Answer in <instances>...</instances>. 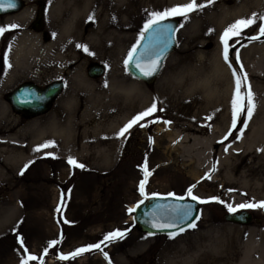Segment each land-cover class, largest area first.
Returning a JSON list of instances; mask_svg holds the SVG:
<instances>
[{
    "label": "rangeland",
    "instance_id": "obj_1",
    "mask_svg": "<svg viewBox=\"0 0 264 264\" xmlns=\"http://www.w3.org/2000/svg\"><path fill=\"white\" fill-rule=\"evenodd\" d=\"M214 3L219 2L216 0ZM254 3L257 7L263 6L264 10V0H254ZM178 5L184 3L180 2L171 7L167 6V3L150 4L140 9L137 5L135 18L130 20L129 17L125 21L128 28L124 33L128 35V40L123 43L119 52L115 45L104 48L99 44L94 47L87 39V34L79 39L59 37L58 12L47 21L44 30L55 38L56 44L40 51L38 42L31 40L27 53L34 65L31 77L42 83L61 79L65 81L66 86L49 112L33 118L28 123L39 120L37 125L45 127L52 113L62 114L68 111V108L60 104L62 98L66 95L77 96V104L71 108L75 123V153L66 154L59 147L56 150L69 157L86 158L84 162L87 165L83 164L84 168L65 163L60 176L66 183L69 182L71 173H74V178L86 177L89 183L84 187H88L91 193L83 192L88 190L83 189L84 184L74 185L73 187L81 188V192L77 191L74 196L64 195L68 205L66 210L59 206L57 221H53L57 208L49 209L44 201L42 202V199L52 202L51 192L47 197L41 193L30 196L31 200L28 202L32 201V205L29 208V203L25 202L28 196L15 192L0 193V211L11 206L18 207L20 211L19 216L9 224L6 223L0 230V264H23L29 255L36 256L37 260H29L28 264H165L172 250L208 234L210 228L215 225L257 226L264 229V207H237L240 204H259L258 196L253 197L254 194L246 190L244 171L247 174L252 172L258 182L264 184V129L261 128L264 123V97L259 96L262 94L261 84H264V80L254 77L250 79L244 74L246 57L250 53L257 54L260 47H264V35L259 33V26L264 23L260 19L261 15L255 16L256 22L243 29L239 36L228 40L230 72L235 71L241 78L242 94L246 93L250 86L253 95L255 108L251 119L247 121V127L244 126L245 112L238 115L235 129L232 128V119L228 124L222 104L227 102H224V94L231 73H218L211 57L220 49L215 40L219 28L225 32L235 21L254 16L227 20L228 23L222 27L219 22H213L209 16L199 14L197 10L189 12L186 17L169 16L181 19L177 33L178 44L166 59L163 70L154 83L146 84L139 80L150 98L138 106L133 101L127 102L119 97L120 94L115 90L130 85L132 80H138L127 71L125 61L128 60L129 52H132L139 42L145 25L152 19L151 14ZM100 7L99 5L97 8ZM106 13L104 8L96 9L91 14H83L78 21L81 27L87 21L89 26L93 27L98 18H103ZM10 18L0 17V26H9ZM250 37L259 38L249 39ZM0 44V55L9 53L8 35H0ZM58 49H62L65 57L58 54ZM92 63H100L105 67L102 77L92 78L88 75V68ZM257 64L259 65L258 62ZM245 75L246 80L243 79ZM22 78L14 76L9 79V82H12L9 88ZM84 78L88 81L83 80ZM89 82L99 88L101 96L107 95V99L96 96L88 99ZM153 103L156 104V110L151 115L139 120L123 136L119 135L122 128ZM120 107L132 109L134 114L114 132L106 130L99 133L101 146L94 147L92 137L96 134L90 131L105 110ZM25 123L24 120L21 122L18 115L7 113L0 103L1 136L4 137L3 133H14L15 129L28 124ZM249 123H254L257 131L252 140L244 142L250 133ZM21 124L23 126H20ZM142 124L145 126L141 127ZM21 131L15 138L7 136V141L12 143L14 140H25L29 143L35 131ZM85 133L90 134L89 139L86 137L90 148L81 145ZM114 134L115 139L119 141L117 149L111 146ZM56 135L53 131H47L40 142L34 145L50 142L49 147H53ZM104 148H107L108 152H117L113 164H105L102 160ZM145 164L151 175L147 177L145 195L142 196L139 185L145 178ZM8 171L11 172L10 169ZM45 171H50V163L45 167ZM84 171L89 175H84ZM2 179L3 177L0 178V183L6 181L5 185L10 187L13 180ZM193 185V195L200 200L210 201L200 203V215L194 228L188 227L176 232L174 238H170L169 234L144 232L130 218L134 211L128 210L133 209V204H140L152 195L170 196V193L173 194L171 196L190 198L187 190ZM255 187L259 189L260 185ZM226 205L237 208L235 212L248 210L253 215L252 222L249 225H241L227 221L225 215L230 212ZM116 230L126 232V235L101 244L102 250L92 248L72 257L71 254L77 249L98 244L106 234ZM20 239L23 240V247L19 243ZM51 241L59 242L52 246ZM62 255L69 258L62 260L59 258Z\"/></svg>",
    "mask_w": 264,
    "mask_h": 264
},
{
    "label": "bare ground",
    "instance_id": "obj_2",
    "mask_svg": "<svg viewBox=\"0 0 264 264\" xmlns=\"http://www.w3.org/2000/svg\"><path fill=\"white\" fill-rule=\"evenodd\" d=\"M214 1L216 0H211V2L210 0H197L198 4L205 5L197 10V12L209 16L210 19L217 24L219 22L221 24L220 27L226 24L227 20H236L238 18L260 16L264 14V10L262 9L263 6L257 7L254 0H218L219 3H214ZM180 2L187 4L190 0H50L48 16L52 18L56 12L59 13L60 25L57 31L59 37H64L65 39H79L84 38L85 34H87V39L94 47H97L99 44L104 48L115 45L119 52L123 43L128 40V35L124 33L128 28L126 27L127 24H125V21L129 17L130 20L135 18L134 12L137 5L140 6L139 9L146 8L150 4L162 5L163 3H167V6L171 7ZM99 5L101 6L100 8H104L107 11L104 17L98 18L97 24L93 27L89 26L88 21L81 27V23H79L78 19L82 17L83 14L87 15L95 12L96 9L100 10V8H97ZM25 15L26 14H24V16ZM216 33L215 40L219 43L218 47H220V49H218V53H215L211 57L214 69L221 75H223V73L226 75L231 73L224 94V102H226V100L227 102L222 104V109L228 118L229 124L232 119L233 110L231 101L235 92V77L233 76V72H230L229 62H231V60L228 59V62H225L222 55L223 44L221 37L224 33L223 29L219 28ZM207 45H209V42ZM57 52L59 55H62V57H65L62 49H58ZM245 64L244 74H247L250 79L254 77L255 79L259 78L264 80V47L261 46L257 54L250 53L245 59ZM83 80L88 81L87 78ZM129 83L130 85L119 90L115 89L120 94L119 97L126 99L127 102L133 101L138 104V106L142 101L144 102V100L150 98L147 90L139 80H132ZM109 85L111 88L112 85ZM261 87L262 94L259 96L262 98L264 97V84H261ZM87 88L88 91H90V95L87 96L88 99H90L91 96H96L97 98L103 97L104 99L108 97L107 95L101 96L102 93L94 83L89 82ZM111 89L113 90V88ZM60 104L68 108V111L62 114L56 112L52 113L45 127L38 126L37 123L39 120H35L32 123L24 125L22 128L15 129L12 134L5 133L3 134L4 137H0V146H2L6 145L5 141L9 139L8 137H17L18 133L22 132L21 130L27 129L32 132L35 131L34 137L32 136L28 144L30 150V152L27 150L28 155H23V153H21V155L20 153L15 154V149H12L10 151L11 153H7V159L13 162V164L10 161L7 162V165H5L7 169L11 165L19 164L25 160L29 161L31 157H34L35 150L41 146L34 144H38L47 131H53L57 134L53 144V151L58 152L56 148L59 147L63 149L66 154L73 155V153H75L74 148H76V142L73 140L75 123L71 108L77 104V96L66 95V97L61 99ZM133 114L132 109H124L122 107L110 109L108 111L105 110L98 119L96 126L90 131L96 134L92 137L94 147L101 144L99 133L106 130L114 132L118 126L125 124ZM263 126L264 123L261 125L262 129H264ZM249 127L250 133L248 137L244 139V142H246V140H252L253 135L257 131L254 123H249ZM89 135L90 134L85 133V139H82L81 142L83 147L88 146L87 142ZM118 143L119 141L115 139L114 134L111 146L117 149ZM102 154V160L105 164L109 165L113 164L117 156V152H111V150L108 152V149L105 148ZM1 163L2 162H0V178L6 174ZM243 175L245 176V184L247 185L246 190L254 194L252 195L253 197L258 196L257 199L259 202L263 201L264 184L262 185L258 182V178L255 177L252 172L247 174V172L244 171ZM256 185H260L259 189L256 187L254 188ZM256 191H258V193ZM132 206H134V204ZM19 212V208L14 206L1 210L0 221L5 222H0V230L6 223L9 224L10 221L19 216ZM262 214H264V209L262 210ZM132 217L131 215L130 218ZM236 224L245 225L242 223ZM188 242L189 243H186L181 248L172 250L165 264H264V229H259L257 226L236 227L226 224L215 225L213 228H210L208 234L201 236L199 239H195L193 242Z\"/></svg>",
    "mask_w": 264,
    "mask_h": 264
},
{
    "label": "flooded vegetation",
    "instance_id": "obj_3",
    "mask_svg": "<svg viewBox=\"0 0 264 264\" xmlns=\"http://www.w3.org/2000/svg\"><path fill=\"white\" fill-rule=\"evenodd\" d=\"M22 5L18 11L13 13L0 15V17H11L10 25H18L19 27L5 31L2 36L8 35L9 40V53L0 55V103L4 106L7 113L18 115L21 122L22 120L26 123L30 122L33 118L43 115L49 112L57 99L65 90V81H63L62 93L56 96L52 102L49 104L48 111L43 114L32 115L29 110L20 111L14 107L13 103L10 100L12 96L20 86L32 83L38 86L41 89H45L50 83L59 80L54 79L47 83H42L33 78V61L29 58L28 46L32 39L38 42V49H48V47H53L56 42L55 38L49 35L48 32L45 33V26L47 21L50 19L48 12L50 9V0H21ZM57 11V10H55ZM24 14H26L24 16ZM23 16V18H22ZM39 25V26H38ZM49 30V29H48ZM35 31V32H34ZM44 31V32H42ZM1 45V44H0ZM1 50V46H0ZM35 63V62H34ZM11 65V67H9ZM23 77L19 80L14 86L9 88L10 83L9 79L13 77ZM61 80V79H60ZM25 123V124H26ZM20 126H23L22 124ZM19 128V127H17ZM5 134V133H3ZM1 137V134H0ZM7 145L0 146V162L6 171V174L3 176V179L11 178L10 187H7L4 182L0 183V193H19L20 195L28 196L25 202L29 203L28 208L32 205L30 196H33L37 193H41L43 196L47 197L51 192L53 195L52 202L48 199H42L47 208H61L66 210L68 203L64 199V195L74 196L77 191L81 192V188L73 187L74 185H83L84 193L90 194L91 190L85 188L84 186L88 185L86 177L77 176L76 178L72 177L74 173H71L69 182H65V179L60 176V173L63 171V165L68 162L69 156L60 154V152L53 151V147L41 148L39 151L35 150L34 157H31L30 160H25L19 164L11 165L8 169L5 167L7 162H12L7 159V153H11L12 149H15L14 153L18 154L23 153V155H28L29 146H23L22 144H29L25 140H16L12 143L5 141ZM86 147V146H85ZM91 146L88 145L87 148ZM107 149V148H106ZM30 152V150H29ZM23 159L22 157H20ZM77 162L87 165L85 161L86 158H78L73 156ZM83 160V161H81ZM50 163V171H45V167ZM13 164V162H12ZM27 166V167H26ZM11 170L9 172L8 170ZM39 170V171H38ZM42 170V171H41ZM84 175H89L84 171ZM105 171H102V173ZM22 173V174H21ZM35 173V174H33ZM10 176V177H9ZM2 179V180H3ZM23 186V187H22ZM40 186V187H39ZM78 188V189H77ZM56 209V210H57ZM64 213V211H63ZM53 216V215H52ZM59 211H57L56 218L53 221L59 220ZM54 217V216H53ZM61 228V227H60Z\"/></svg>",
    "mask_w": 264,
    "mask_h": 264
},
{
    "label": "water",
    "instance_id": "obj_4",
    "mask_svg": "<svg viewBox=\"0 0 264 264\" xmlns=\"http://www.w3.org/2000/svg\"><path fill=\"white\" fill-rule=\"evenodd\" d=\"M4 6L0 8V15L18 11L22 5L21 0H15V7H8L7 0H0ZM180 20L177 17L165 18L159 25H153L151 29L144 30L143 35L132 51V59L126 65L127 71L135 78L152 84L160 75L167 57L176 49L177 31ZM39 26V25H38ZM169 28L174 31H169ZM153 60L157 61V68L151 75H144L151 66ZM139 65V67H137ZM104 66L92 64L88 70L91 77H100L104 74ZM63 81L58 80L41 89L35 84L27 83L19 87L10 96L14 107L20 111L29 110L32 115L46 112L52 100L58 96L63 87ZM139 205V207H137ZM135 205L133 219L138 227L147 233H170L186 229L188 224L194 223L200 214V202L191 198L177 199L175 196L153 195L143 203ZM188 206L193 209L191 218H183V213ZM227 221L249 224L253 216L247 210L230 212L225 215ZM258 221V219H257ZM153 223H171L176 225L172 228H153Z\"/></svg>",
    "mask_w": 264,
    "mask_h": 264
},
{
    "label": "snow or ice",
    "instance_id": "obj_5",
    "mask_svg": "<svg viewBox=\"0 0 264 264\" xmlns=\"http://www.w3.org/2000/svg\"><path fill=\"white\" fill-rule=\"evenodd\" d=\"M211 2V0H210ZM4 5L2 3H0V8H2ZM7 6L8 7H15V0H7ZM205 5L202 4H198L197 0H190L189 3L184 4V5H178V6H173L172 8L166 9L163 12H153L152 15V19L149 20V22L145 25V31H147L148 29H151L153 27V25H159L160 22L162 20H164L165 18L169 17V16H187V14L189 12L195 11V10H199L202 7H204ZM92 17H89V19H91ZM261 21H264V15L260 16ZM256 22L255 20V16L253 18H246V19H240L235 21L233 24L229 25V27L225 30V32L223 33L222 37H221V41L223 44V58L225 60V62H228L229 59V44H228V40L233 37V36H239L241 34V32L243 31V29L248 28L250 26H252L254 23ZM183 25H181L182 27ZM19 27L18 25H9V26H0V35H2L5 31L11 30V29H15ZM169 31H174V29L169 28ZM259 33L260 35H264V23H261V25L259 26ZM143 35V34H142ZM259 37H250L249 39H258ZM79 47V45H78ZM85 51H87V48L84 49ZM133 52L135 51V48L132 50ZM132 59V52H129V60ZM129 60L125 61V64L127 65L129 63ZM239 61V55L237 53V62ZM137 67H139V65H137ZM157 68V61L153 60L151 63V66L149 67V69L147 71H144V75H151ZM233 76L235 77V92H234V96L233 99L231 101L232 104V128L235 129L236 128V124H237V117L241 112H245L246 113V120L244 121V126L247 127V121L251 119L255 105L253 103V95L251 93V89L250 86L248 87V90L246 93L242 94L241 89L243 87V83L242 80L239 76H237L236 72H233ZM244 80L247 79L246 75L243 77ZM156 110V104L153 103L152 106L150 108H148L145 112L140 113L137 117L133 118L132 121H130L124 128H122L120 130L119 135L123 136L134 124H136L139 120L143 119L145 116H149L151 115L154 111ZM141 127H144L145 125H140ZM230 134V133H229ZM225 139H227V135L225 136ZM50 146V142L49 143H45L44 145L39 146L36 151H39L41 148H46ZM225 151H227V149H225ZM68 163L71 166H75V167H79V168H84L83 164H79L74 158L69 157L68 159ZM27 167V166H26ZM144 171H145V178L144 180H142L140 182L139 185V191L140 194L143 196L145 195L144 193V188H145V184L147 182V177L149 175H151V173L147 170V166L145 164L144 166ZM22 174V173H21ZM195 185H193L192 187H190L187 191H188V196L192 199V200H196L199 201L200 203H208L210 201H205V200H200L199 197H196L195 195L192 194V188H194ZM170 196L173 194H169ZM177 199H183V197H177ZM213 200H216V198H212ZM217 202H221L222 201H217ZM140 203H143V201H141ZM137 207H139V205H137ZM226 207L228 208L229 212H235L237 210V208H233L231 205H226ZM240 209L243 208H252V207H264V201L259 202V204H240L237 206ZM60 209L58 208L57 211H59ZM129 212H133L135 211V209H129ZM192 211L193 209L191 208V206H188L187 209L184 211L183 213V218L188 219L191 218L192 215ZM198 219V217H197ZM67 222V221H65ZM153 228H158V229H163V228H172L175 227L176 225L171 224V223H165V224H160V223H153L151 225ZM196 225L195 223H190L188 224V227L190 228H194ZM184 229L181 228L180 231H183ZM152 234V233H150ZM126 235V232H122L120 230H116L113 232H110L108 234H106L103 238V240L95 245H91L88 248H80L77 249L74 253H72V257H75L76 255H79L85 251H89L92 248L95 249H101V244H104L105 242H111V241H115L116 239L119 238H123ZM175 235H177L176 232H170L169 236L170 238H174ZM59 241H51L50 244L52 246H55ZM19 243L21 244V246L23 247V240L20 239ZM27 251V249L25 248V252ZM105 256L107 257V253H105ZM62 260H66L69 257L68 256H60L59 257ZM29 260H37V257L34 255H29L27 257L26 260L23 261V264H28Z\"/></svg>",
    "mask_w": 264,
    "mask_h": 264
}]
</instances>
